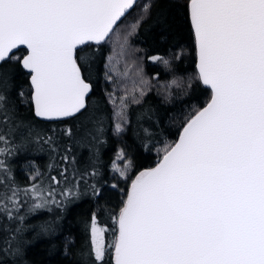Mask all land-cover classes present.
I'll list each match as a JSON object with an SVG mask.
<instances>
[{"label": "snow or ice", "instance_id": "1", "mask_svg": "<svg viewBox=\"0 0 264 264\" xmlns=\"http://www.w3.org/2000/svg\"><path fill=\"white\" fill-rule=\"evenodd\" d=\"M134 2L0 0V65L15 60L28 71L35 117L61 122L86 111L92 91L82 74L86 49L109 39ZM187 6L198 77L211 98L157 166L132 181L113 218L109 248L114 264H264V0H188ZM21 48L26 54L16 56ZM32 133L0 77V144ZM64 134L71 137V129ZM66 172L31 189L0 180V214L13 219L21 194L47 203L44 193L67 181ZM103 232L93 215L83 264H106ZM2 243L11 247L9 238Z\"/></svg>", "mask_w": 264, "mask_h": 264}, {"label": "trees", "instance_id": "2", "mask_svg": "<svg viewBox=\"0 0 264 264\" xmlns=\"http://www.w3.org/2000/svg\"><path fill=\"white\" fill-rule=\"evenodd\" d=\"M145 5L149 6L147 11ZM187 5L188 0H139L109 39L86 49L90 59L82 65V74L92 91L86 111L75 118L50 122L35 117L29 73L15 60L0 65L10 105L33 128L30 136H10L7 145L0 144V180L9 187L31 189L41 182L48 186L50 177H59L64 169L68 176L60 185H52V195L44 193L47 203L21 194L17 198L21 207L13 210V219L0 214V264H83L90 247L93 215L104 229L106 264H114L109 248L115 239L113 218L132 180L142 169L158 162L187 119L211 97V90L198 77ZM131 19L135 23L139 20V25L124 36V58L141 68L143 78L134 84L137 91L127 97L118 129L107 82L109 41ZM24 54L23 48L15 52L20 57ZM68 129L71 137L64 134ZM48 137L52 140L46 143ZM5 148L6 153L2 151ZM120 152L124 159L116 168ZM65 155L69 157L67 163L62 159ZM38 203L43 206L34 207ZM5 238L11 239L10 248L2 243Z\"/></svg>", "mask_w": 264, "mask_h": 264}, {"label": "rangeland", "instance_id": "3", "mask_svg": "<svg viewBox=\"0 0 264 264\" xmlns=\"http://www.w3.org/2000/svg\"><path fill=\"white\" fill-rule=\"evenodd\" d=\"M134 23L135 19L128 21L123 27L126 28L124 30L123 28L118 30L109 41L111 53L107 65V82L111 89L112 98L115 102L116 117L118 119L117 125H119V128L122 126V112L126 107L127 97H130L129 95H132L137 91L134 84L143 78L141 75V68L133 65L131 60L124 58L126 49V40L124 36H127V34L133 30L132 25ZM145 81L147 80L145 79ZM162 88V90L165 91V85H163ZM123 159L124 154L123 152H120L115 161L116 168L120 167V160Z\"/></svg>", "mask_w": 264, "mask_h": 264}, {"label": "water", "instance_id": "4", "mask_svg": "<svg viewBox=\"0 0 264 264\" xmlns=\"http://www.w3.org/2000/svg\"><path fill=\"white\" fill-rule=\"evenodd\" d=\"M139 0H135V2H134V5H133V7L132 8H130L128 11H127V13H126V15L135 7V5L137 4V2H138ZM190 14V13H189ZM125 15V16H126ZM123 18L124 17H122L121 18V21L123 20ZM121 21H119L118 22V24L121 22ZM103 43V42H102ZM196 52H197V48H196ZM25 54H26V52H25ZM24 54V55H25ZM197 64H198V54H197V61H196V67H197ZM26 70V69H25ZM197 70H198V68H197ZM27 71V70H26ZM28 72V71H27ZM29 80H30V77H29ZM87 81V80H86ZM88 82V81H87ZM90 85H91V83L90 82H88ZM201 83H202V81H201ZM203 84V83H202ZM204 85V84H203ZM204 86H206V87H208L207 85H204ZM91 88H92V86H91ZM209 88V87H208ZM210 89V88H209ZM211 90V89H210ZM91 93V92H90ZM90 93H89V95H90ZM89 95L88 96H86V98H85V104H87V99H88V97H89ZM211 98V97H210ZM210 101V99L202 106V107H200L199 109H202L204 106H206V104L208 103ZM198 109V110H199ZM41 119V118H40ZM65 119H67V118H65ZM186 123V122H185ZM185 125V124H184ZM184 125L182 126V128H181V130H180V132H179V135H178V137H177V139L175 140V142H177L178 140H179V136H180V134H181V132H182V129H183V127H184ZM174 142V143H175ZM174 143L172 144V145H174ZM163 156V155H162ZM162 156H161V158H162ZM160 158V159H161ZM160 159L158 160V162L156 163V164H154L153 166H151V167H147V168H144V169H142L140 172H138L137 174H136V176L134 177V179L133 180H135V178L142 172V171H145V170H147V169H150V168H154V167H156L157 166V164L159 163V161H160ZM132 180V181H133ZM132 183V182H131ZM130 189V188H129ZM113 259H114V252H113Z\"/></svg>", "mask_w": 264, "mask_h": 264}]
</instances>
